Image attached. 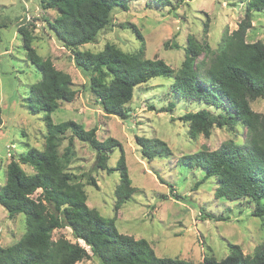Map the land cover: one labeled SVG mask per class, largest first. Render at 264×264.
Returning a JSON list of instances; mask_svg holds the SVG:
<instances>
[{"label":"rangeland","instance_id":"rangeland-1","mask_svg":"<svg viewBox=\"0 0 264 264\" xmlns=\"http://www.w3.org/2000/svg\"><path fill=\"white\" fill-rule=\"evenodd\" d=\"M250 0H172L160 5L153 0H133L128 10L116 8L110 27L99 32L94 42L81 45L82 50L100 51L111 42L127 52L144 46L147 58H161L178 70L190 37L217 51L225 31L238 28ZM57 17L54 9H44L41 0H0V188L7 178V166L29 147L43 149L47 133L45 114L33 113L26 97L30 86L42 75L26 55L19 27L27 25L34 35L33 46L43 57H51L55 66L68 72L77 94L73 101L60 100L52 112L54 122L69 119L85 128L98 127L97 137L117 138L123 145L132 185V197L115 211L116 187L120 172L97 168V153L86 142L74 138V157L68 162L75 181L84 185L87 204L114 220L118 230L135 238H145L159 256L182 257L201 262L214 257L217 264H237L231 244L239 245L244 254H253L264 242V216L254 214L260 203L252 198L228 200L217 197L216 177L203 182L206 170L178 163V159L204 147L215 150L227 141L246 142V127L238 122L234 128L214 126L211 134L189 135V123L179 118L186 112L208 106L199 101L182 99L173 89V77L159 76L138 85L125 107L129 117L107 114L99 98L88 86V79L77 67L72 50L66 48L51 29L48 20ZM139 30L140 35L136 32ZM249 42H264V9L252 14ZM177 44L178 46H175ZM201 52L198 60L208 61ZM173 101L174 107L169 108ZM251 108L264 114V96L250 101ZM165 109V110H163ZM217 111L216 107H211ZM68 131L61 140L59 153L68 144ZM160 138L171 149L169 157L144 156L136 137ZM121 149L111 154L108 165L116 167ZM32 174V165L22 164ZM162 177L166 183L160 180ZM92 179L95 184L92 183ZM172 185V187L170 186ZM38 189L34 197L41 193ZM27 215L11 217L0 203V245L20 240L26 230ZM65 237L77 242L70 227L56 228L52 239ZM81 243V242H80ZM89 250L90 248L86 246ZM91 253V252H90ZM76 264H101L92 255Z\"/></svg>","mask_w":264,"mask_h":264},{"label":"trees","instance_id":"trees-1","mask_svg":"<svg viewBox=\"0 0 264 264\" xmlns=\"http://www.w3.org/2000/svg\"><path fill=\"white\" fill-rule=\"evenodd\" d=\"M132 1L41 0V3L44 9L57 11V17L48 20L49 25L63 45L72 50L77 67L87 77L90 90L107 114L128 118L125 105L133 98L135 88L164 76L174 78L172 86L179 97L208 106L179 117L189 123L190 137L209 136L214 126L234 128L236 123H242L246 127L245 143L227 141L215 150L204 147L181 156L178 163L206 170L197 184L216 177L215 195L219 198L234 201L246 197L261 202L264 199V114L254 111L250 101L264 96V42H249L246 35L252 27L253 12L264 9V0L249 1L238 28L232 33L224 32L217 51L190 37L178 70L161 58H147L142 45L134 52L124 51L111 42L96 52L79 48L94 42L99 32L112 24L116 8L128 10ZM153 1L167 5L172 0ZM3 28L0 21V40ZM135 30L140 35L136 27ZM19 32L28 60L42 75L30 86L27 106L33 113L45 114L47 133L43 149L29 147L8 163L6 182L0 188V203L11 217L24 213L27 219L20 240L8 246L0 245V264H76L92 255L101 264H217L211 256H205L199 263L179 256H159L145 238L120 232L113 219H107L87 204L84 185L75 181L67 170L75 154L74 138L96 151L97 168L108 172L119 170L116 212L136 190L124 147L112 136L100 140L97 126L87 129L73 119L53 121L51 114L58 109L59 101L71 102L76 97L73 79L68 72L58 69L51 57L37 52L33 46L34 35L27 25L20 26ZM201 52L208 57L207 62L198 60ZM174 106L171 101L169 108ZM213 106L218 110L210 109ZM68 131L71 135L60 155L61 140ZM136 139L149 160L171 155L169 145L160 138L138 135ZM117 147L121 149L120 158L116 167H109L108 160ZM22 164L32 165L35 172L27 173ZM160 180L166 183L162 177ZM92 183L95 184L93 179ZM38 189L42 191L34 197ZM258 204L254 214L263 217L264 206ZM62 227H70L77 242L65 237L52 239L54 229ZM230 246L237 264H264V242L253 254H244L239 245Z\"/></svg>","mask_w":264,"mask_h":264}]
</instances>
